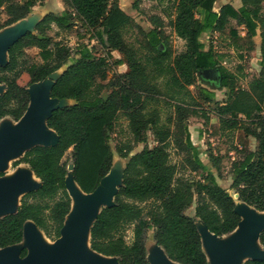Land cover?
I'll list each match as a JSON object with an SVG mask.
<instances>
[{
	"label": "trees",
	"instance_id": "trees-1",
	"mask_svg": "<svg viewBox=\"0 0 264 264\" xmlns=\"http://www.w3.org/2000/svg\"><path fill=\"white\" fill-rule=\"evenodd\" d=\"M45 1L0 0V10L7 16L0 30ZM60 1L64 10L44 15L33 31H26L10 45L7 62L0 65V84L6 85L0 94V120L10 117L18 121L28 106L27 88L65 65L49 95L73 101L54 108L47 117L46 124L56 135L54 143L35 145L14 163L27 165L41 184L21 197L15 213L0 218V249L22 241L26 221H32L52 241L60 236L71 203L65 187L67 166L73 164L72 176L80 189L93 192L111 167L109 139L121 113L127 119L130 138L117 142L115 152L127 158L137 145L144 147L126 163L113 205L102 208L94 221L91 249L115 257L118 264H149L145 242L152 229L156 244L169 259L178 264H209L196 218L211 233L223 236L235 230L241 220L234 194L237 200L264 211V0H240L238 8L227 3L218 12L212 10L215 0H168L166 17L185 44L176 55L168 46L159 17H153L155 27L144 32L120 7L119 0ZM132 8L137 9L136 3ZM231 20L243 26V40L250 45L254 37L260 39L261 69L248 89L236 86L237 76L222 65L225 55L203 42L204 34L223 32ZM76 22L95 42L91 48H79L78 58L68 64L72 50L55 40L50 31H70ZM132 26L143 35L140 47L145 55L125 39V30ZM229 33L231 39H240L236 29ZM33 47L39 50V64L28 61L26 49ZM98 48L107 51V57L117 51L116 64L127 70L108 79L107 59L92 52ZM224 88L229 91L228 98L217 105V116L223 128L237 130L240 146L235 149L239 157L231 165L233 194L207 170L187 123L191 106L199 104L195 94L211 104L215 103L214 89ZM157 95L168 98L173 117L161 119L160 111L151 105ZM250 139L254 140L252 146ZM171 142L186 154L184 167L201 179L176 177ZM193 204L195 215L191 217L186 211ZM130 226L132 241L127 243L124 233ZM259 240L264 249V233ZM26 254L27 249L22 248L20 257ZM244 264H264V259H247Z\"/></svg>",
	"mask_w": 264,
	"mask_h": 264
},
{
	"label": "rangeland",
	"instance_id": "rangeland-1",
	"mask_svg": "<svg viewBox=\"0 0 264 264\" xmlns=\"http://www.w3.org/2000/svg\"><path fill=\"white\" fill-rule=\"evenodd\" d=\"M222 0H217L216 4H221ZM136 3L137 9H133L132 5ZM120 7L125 11L126 14L131 16L136 23L139 25L140 29L144 32H148L153 27V17H159L163 20L162 31L167 37V43L173 55L181 53L185 44L184 41L179 39L169 22V18L166 17V12L168 8V0H119ZM60 9H64L62 4H59L58 0H46L41 5H36L32 7L29 12L31 15L29 18H25L22 25L31 27L36 21V19L46 12H60ZM199 13V12H198ZM7 16L3 12L2 8L0 10V23L5 21ZM17 25L13 24L2 30H0V39L5 37L9 30L15 29ZM230 29H236L240 39L233 40L230 38ZM57 33L56 35H54ZM50 34L54 36L55 40H61L67 47L72 50L71 58L68 64L73 63L78 58V49L82 46H87L91 48L95 42L91 38V34L83 29L79 23L76 22V26L70 31H59L56 28L50 31ZM125 39L133 47L137 48L140 54L145 55L144 49L140 47V43L143 41V35L141 31L136 26L129 27L125 30ZM245 35V30L242 26H237L234 20H231L227 25V28L223 32H208L203 35L204 44L209 47L211 46L214 51L225 55L222 65L233 72L237 76L236 86L243 89H248L250 81L258 76L261 69L260 61V39L259 37L253 38V44L250 45L246 40H243ZM92 52L97 57H105L108 61L109 72L108 79L112 78L114 75L123 73L127 70L125 65H117L120 55L117 51H111L109 57H107V51L92 49ZM26 55L28 61L32 63H41V57L39 55V50L35 47L26 49ZM158 83H163L159 80ZM48 81H44L36 88L38 92H42ZM165 88L164 86H161ZM4 89L3 85H0V91ZM34 90V88H33ZM215 92V103L206 104L201 94H195L198 101V106H191V114L187 120L188 130L190 132V137L193 145L198 149L202 161L206 164L207 170L212 171L216 176L218 183L227 189L231 194L233 191L230 190L231 184V165L232 162L239 157L235 149H240L237 141V130H231L228 128H223L219 122L217 116V105L223 104L228 98V89H214ZM108 92L106 91L104 95L106 96ZM156 101H151V105L156 107L160 111L161 119L164 120L169 117H173L174 111L173 107L168 105V98L164 95L155 96ZM57 102V100H54ZM167 103V104H166ZM264 115V112H263ZM14 125V122L10 117H5L0 120V132L8 127ZM130 138L127 119L121 113L119 114L118 120L114 127V133L110 134L109 144L113 152V165L112 170L108 176L104 179L101 184V190L105 195V202L109 203L113 192L118 187L120 183V171L122 169L123 160L119 158L118 154L115 152V146L119 141H127ZM250 145L254 144V140L250 139ZM148 146L152 147L153 142L151 139L148 140ZM144 147L143 144H139L135 147L134 151L130 154L141 150ZM170 159L173 164L177 166L176 177L179 178H189V179H201V176L194 174L188 168L184 167V159L186 154L180 151L177 146L171 142L169 147ZM24 151L17 153L16 157L12 160H8L5 167L0 171V178H15L20 174L28 173L29 169L25 164L14 165L15 161L22 157ZM70 154H67V158ZM34 181V178H32ZM25 191L20 190L15 195L14 204L10 208V212L16 210L19 205L21 197L24 195ZM236 207L241 214V219L246 222L253 218H260L262 216L258 211L253 208H248L244 204L236 201ZM7 211L0 210V217L6 214ZM188 216L193 217L195 215V204H193L187 211ZM26 227H36L32 223L26 224ZM200 231L202 228L199 226ZM36 233L41 237L47 246L51 245L52 240L48 239L42 231L36 227ZM154 231L151 229L148 231L146 239V249L147 255L152 264L157 263V261L162 257L161 250L155 246L152 240ZM125 240L127 243L132 241V226L127 227L125 233ZM204 241L211 242L213 239L209 238L205 233L202 234ZM43 237V238H42ZM235 237V234L218 237L215 243H228ZM206 239V240H205ZM205 244V245H206ZM20 246L15 249L18 252ZM208 255V249H205ZM209 257V255H208ZM247 255L240 257V262H243ZM17 254L16 260H19ZM210 258V257H209ZM100 259V258H99ZM102 260V259H101ZM104 261V260H103ZM238 264V263H236Z\"/></svg>",
	"mask_w": 264,
	"mask_h": 264
},
{
	"label": "water",
	"instance_id": "water-1",
	"mask_svg": "<svg viewBox=\"0 0 264 264\" xmlns=\"http://www.w3.org/2000/svg\"><path fill=\"white\" fill-rule=\"evenodd\" d=\"M47 13L49 12L42 13L36 21H34L31 27L22 25L23 20L29 14L25 18L13 23L21 25H17L15 29L9 30L5 37L0 39V65H4L7 62V52L10 45H12L26 31H33L35 25ZM30 16L31 15L27 18ZM66 67V65L63 66L44 80L34 83L27 88L29 102L24 114L18 121L14 122L12 120L14 122L13 126L0 132V171L3 170L8 160H12L16 157L18 152L26 151L35 145H51L56 140L54 131L48 128L46 124L47 117L54 108L72 105L73 101L51 98L49 92L53 82L61 75ZM44 81H48V84L45 85L42 92H38L36 88ZM0 85L4 86V89L0 91L1 94L6 89V85ZM54 100H57V102H54ZM130 156L131 155L127 158L119 157L123 160L122 169L120 171V183L113 192L109 203L105 202V195L101 190V184L112 170L113 160L108 173L100 180L97 188L91 193L83 192L74 181L72 176L73 164L69 163L67 166L68 172L65 177V187L71 203L70 211L60 230V236L52 241L51 245L47 246L36 233L37 226L32 221H26L23 227L22 241L18 244L0 249V264H118L115 257L104 256L91 249L89 242L90 229L102 208L113 205L114 196L117 193L118 188L122 185L124 167L129 161ZM28 171V173L20 174L15 178H0V210L7 211L6 214L1 217L16 212L19 205L16 210L11 212L9 210L14 204L15 195L18 191L24 190L26 193L40 186L41 182L39 179L35 177L30 169ZM32 178H34V181ZM74 183L77 185L76 188L73 186ZM69 184H71V187H69ZM233 197L236 201L244 204L246 207L253 208L246 203L237 200L236 194H234ZM253 209L256 210L255 208ZM235 210L241 217L236 204ZM258 212L261 214L259 216L262 217L256 219L250 217L246 222L241 219L235 230L226 234L230 235L234 233L235 237L225 244L215 243L218 237L221 236L211 233L198 218L195 219V225L200 235L202 250L206 255L209 264H244L247 259H264V249L259 240L260 235L264 233V211ZM28 223H32L36 227H26V224ZM199 226L202 228L203 232L200 231ZM203 233L213 240L206 244L207 241H204L202 236ZM152 240L154 241L155 246H157L162 252V257H160L155 264H178L168 258L163 248L156 244L154 237H152ZM17 246H20L18 252L15 249ZM22 248L27 249V254L24 258H21L19 255ZM205 249H208L207 252L210 258ZM17 254L20 257L19 260H16ZM244 255H247V257L243 262H240V257ZM146 258L149 264H152L148 258L147 249Z\"/></svg>",
	"mask_w": 264,
	"mask_h": 264
},
{
	"label": "crops",
	"instance_id": "crops-1",
	"mask_svg": "<svg viewBox=\"0 0 264 264\" xmlns=\"http://www.w3.org/2000/svg\"><path fill=\"white\" fill-rule=\"evenodd\" d=\"M58 2H59V4H62L63 5V3L60 1V0H58ZM216 2H217V0H215L214 2H213V5H212V10L214 11V12H218L219 10H220V8L223 6V5H225V4H227V3H230V4H232L235 8H238V7H240V0H222V2H221V4H216ZM64 9H60V12H62ZM242 28H243V26H242ZM244 29V28H243ZM207 34V33H206Z\"/></svg>",
	"mask_w": 264,
	"mask_h": 264
},
{
	"label": "bare ground",
	"instance_id": "bare-ground-1",
	"mask_svg": "<svg viewBox=\"0 0 264 264\" xmlns=\"http://www.w3.org/2000/svg\"><path fill=\"white\" fill-rule=\"evenodd\" d=\"M73 186H74V188H76L77 187V185L74 183L73 184ZM69 187H71V184H69ZM43 238V237H42ZM45 241V240H44ZM83 249H84V246H83Z\"/></svg>",
	"mask_w": 264,
	"mask_h": 264
},
{
	"label": "flooded vegetation",
	"instance_id": "flooded-vegetation-1",
	"mask_svg": "<svg viewBox=\"0 0 264 264\" xmlns=\"http://www.w3.org/2000/svg\"><path fill=\"white\" fill-rule=\"evenodd\" d=\"M211 75H212V76H214V75H215V73H213V72H212V73H211Z\"/></svg>",
	"mask_w": 264,
	"mask_h": 264
}]
</instances>
